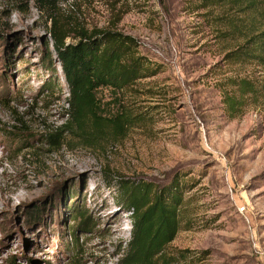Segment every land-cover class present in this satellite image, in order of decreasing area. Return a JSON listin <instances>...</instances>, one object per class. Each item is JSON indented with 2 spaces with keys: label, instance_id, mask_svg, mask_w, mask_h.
Segmentation results:
<instances>
[{
  "label": "rangeland",
  "instance_id": "1",
  "mask_svg": "<svg viewBox=\"0 0 264 264\" xmlns=\"http://www.w3.org/2000/svg\"><path fill=\"white\" fill-rule=\"evenodd\" d=\"M45 5L66 44L81 31L116 30L136 39L149 70L119 92L100 91L107 118L128 116L121 134L105 126L94 147L68 132L51 145L69 93L51 13L36 0H0V264H116L130 222L107 170L153 189L179 182L169 247L185 250L187 264H264V105L229 111L223 98L227 78L254 65L222 64L231 43L214 37L195 0Z\"/></svg>",
  "mask_w": 264,
  "mask_h": 264
},
{
  "label": "trees",
  "instance_id": "2",
  "mask_svg": "<svg viewBox=\"0 0 264 264\" xmlns=\"http://www.w3.org/2000/svg\"><path fill=\"white\" fill-rule=\"evenodd\" d=\"M36 1L39 10L51 13V44L69 89L66 119L48 135L49 143L59 145L68 132L94 147L104 138L105 126L121 134L129 123L128 116L107 118L100 91L110 88L119 92L149 70L148 61L135 52L136 39L116 30L96 29L81 31L76 43L66 44L68 34L54 17V6H46L47 0ZM195 1L196 9L204 10V16L213 21L214 37L231 43L225 47L222 64L254 65L253 71L227 78L223 98L228 110L238 109L249 100L264 105V0ZM256 67L260 74L254 73ZM43 83L51 90V82L46 79ZM105 174L106 186L117 189L116 200L129 213L130 237L116 264H187L185 250L169 247L180 225L179 182L153 189L144 181L115 177L108 170ZM88 218L82 221L86 229ZM73 237L78 246L75 232Z\"/></svg>",
  "mask_w": 264,
  "mask_h": 264
}]
</instances>
